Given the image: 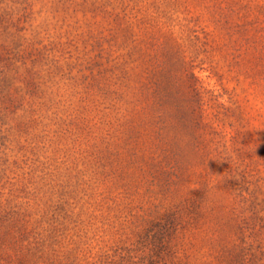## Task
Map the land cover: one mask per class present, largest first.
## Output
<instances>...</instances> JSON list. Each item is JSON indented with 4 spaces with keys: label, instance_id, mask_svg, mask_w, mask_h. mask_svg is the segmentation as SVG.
<instances>
[{
    "label": "rangeland",
    "instance_id": "rangeland-1",
    "mask_svg": "<svg viewBox=\"0 0 264 264\" xmlns=\"http://www.w3.org/2000/svg\"><path fill=\"white\" fill-rule=\"evenodd\" d=\"M0 264H264V0H0Z\"/></svg>",
    "mask_w": 264,
    "mask_h": 264
}]
</instances>
